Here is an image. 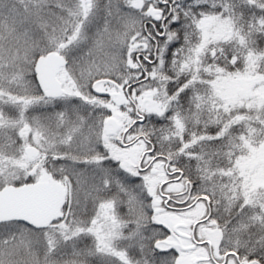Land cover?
I'll return each instance as SVG.
<instances>
[{"label": "snow or ice", "instance_id": "obj_1", "mask_svg": "<svg viewBox=\"0 0 264 264\" xmlns=\"http://www.w3.org/2000/svg\"><path fill=\"white\" fill-rule=\"evenodd\" d=\"M0 264H264V0H0Z\"/></svg>", "mask_w": 264, "mask_h": 264}]
</instances>
